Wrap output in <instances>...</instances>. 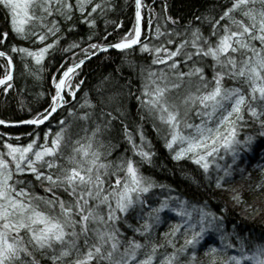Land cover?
I'll return each instance as SVG.
<instances>
[{"label": "snow or ice", "instance_id": "6c2138e0", "mask_svg": "<svg viewBox=\"0 0 264 264\" xmlns=\"http://www.w3.org/2000/svg\"><path fill=\"white\" fill-rule=\"evenodd\" d=\"M257 4L260 6L258 9ZM106 5L111 7V0H103V3L75 0L74 4L72 0H0V9L6 13L11 32L25 40L35 37V43L44 45L35 51L24 47H12L10 51L20 54L22 59L31 58L35 65L41 66L50 50L56 48L63 39L58 35L61 29L56 17L69 22L79 13L81 23L94 27L95 21L91 17ZM89 7L91 11H88ZM143 7L145 5L142 0H135L133 29L120 42L106 46L89 44V48L82 49L85 58L90 59L97 51L107 52L109 47L124 51L139 44L141 53L152 56V65H165V69L159 72L147 70L142 96L137 99L154 120L166 127L165 147L174 152L172 158L176 161L189 159L205 173L209 171L210 158L214 161L221 150L231 154L235 163L240 152L252 151V136H246L243 141L237 138L238 129L249 123L245 119V112L258 125V135L264 137V0H232L219 19L212 23L210 37H203L199 28L192 29L191 40L182 41L174 51L164 43L150 46L142 41ZM164 11L167 12L166 5ZM153 12L149 8V29L153 23ZM222 21L227 23L221 25ZM164 23L176 25L178 21L165 16ZM34 25L45 31L30 30ZM73 30L69 28V31ZM8 35V32H4L0 36V43L6 42ZM180 35L182 33L175 29L162 31L157 24L152 38L159 40L166 36L167 44H173L175 41L172 37ZM50 36L56 39L52 43H45ZM212 36L216 37L215 43L211 42ZM189 44L192 51L185 50ZM78 47L80 45L73 42L63 51L71 52ZM89 49L92 51L89 52ZM180 56H183L182 62L188 67L186 72L180 70L181 61L177 59ZM194 57L211 59V80L207 79L205 69L197 63L188 65ZM0 58L7 61L3 66L5 74L0 78V86H5L7 93L12 87L10 81L13 80L14 62L4 51H0ZM84 63V59L77 62L73 56V63L58 78L52 77L50 104L43 112H37L32 118L17 122V125L0 120V125L6 128L33 126V130L26 133V143L13 144V139L20 141L22 138H5L0 134V142L3 144V150H0V264H39L35 258L37 252L49 259L51 264H154L158 249L164 246L147 239L152 224L145 222L141 228L134 229L138 235L146 238L145 243L129 239L123 252L120 251L124 243L121 239L123 233L118 227L120 215H126L137 204L145 205L143 197L155 184L140 173L132 159L121 158L118 163L105 162L106 154L101 151L105 144L101 137L111 129V121L117 117L107 113L111 119L104 126L96 123L90 134L85 127L83 131L86 135L72 141L71 154L67 156L63 149L68 147V141L71 140V124L64 119L59 120V130L54 133L51 128L47 131L41 128L50 123L59 110L65 108L69 103L68 97L76 99L84 82H74L79 76L78 69ZM128 63L130 67L134 66L133 62ZM61 68H64L63 64ZM25 70L28 71L26 63ZM144 71L142 67V75ZM32 75L40 78L38 73ZM225 79L246 86L247 91L243 86L226 88ZM185 82L189 90L181 104L177 105L169 100V93L182 88ZM193 83L195 92L190 90ZM108 99L111 102L114 98ZM80 107L95 108V105L86 99ZM181 107L184 109L183 117ZM194 108L201 121L199 124H193L188 119ZM69 116L87 123L92 113L86 112L77 117L75 111H69ZM153 128L158 135L161 134L162 129L155 124ZM137 132L139 144L135 142L127 124L124 125L123 134L132 147L133 155L151 164L154 153L145 148L147 143L150 149L151 142L147 141L142 125ZM177 145L178 150L174 147ZM107 154H111V149ZM60 160L64 163H60ZM228 174L225 170V175ZM110 176L116 177L114 183L105 180V177ZM37 184L49 195H37L33 190ZM216 187H223L220 180ZM258 188H264V184L258 185ZM58 190L66 193L70 199L65 200L56 195ZM232 198L237 203L242 202L239 193ZM185 205L186 202H180L179 208L172 209L168 200H165L149 213V219L156 220L160 218L159 213L166 209L175 211L177 216L186 217L170 233L165 234L167 245L174 251L166 254L160 264H177V253L184 254L189 247L195 249L204 239L205 233L213 230L215 214L201 208L199 220L193 224L192 213L186 210ZM182 229L184 244L176 249L174 238ZM169 236L173 239H167ZM149 245L151 248L145 252V258L138 260V253ZM226 247L231 248L232 245ZM217 251L214 246H209L206 255L214 256ZM240 251H243V244ZM195 258L193 253L190 264H194ZM244 261L248 264H264V246L258 245L253 252L243 253L239 257L230 256L222 264H243ZM210 264H216L215 258Z\"/></svg>", "mask_w": 264, "mask_h": 264}, {"label": "trees", "instance_id": "16d2710c", "mask_svg": "<svg viewBox=\"0 0 264 264\" xmlns=\"http://www.w3.org/2000/svg\"><path fill=\"white\" fill-rule=\"evenodd\" d=\"M145 7L142 8V41L150 46H158L164 43L170 50H175L176 46L184 40H191L192 29L199 28L203 37L211 36L212 23L218 20L223 11L230 6L232 0H142ZM74 4V0H72ZM95 3H103V0H95ZM111 7L105 6L103 10H97L91 19L95 21L94 27L81 23L79 13H76L73 20L65 22L62 18L56 17L59 21V36L63 37L59 45L51 49L41 66L35 65L31 58L22 59L20 54H13L12 47H24L30 50H38L44 45L35 43V37L28 40L18 38L11 32L6 13L0 9V36L8 32L6 42L0 43V51H4L11 56L14 62L13 80L10 81L12 87L5 93V86H0V120L7 122H19L32 118L37 112H43L50 104L52 89V77L57 78L65 68L73 63V56L78 62L86 59L82 49L89 48V44L112 45L121 41V39L133 29L135 22V0H111ZM167 6V12L164 6ZM259 4L256 5L258 9ZM149 8L153 9V23L151 29L148 26ZM91 11V7L88 8ZM170 16L178 21L176 25L171 23L165 24L164 17ZM206 17L208 19H206ZM199 18V19H198ZM227 23L222 21L221 25ZM157 24L161 26L162 31H172L175 29L182 33L179 37L173 36V44H167V37H161L156 40L155 29ZM73 31H69V28ZM187 33L185 34V29ZM30 30L43 32L38 26H33ZM110 33V35H109ZM91 36V39L89 37ZM107 37V39H105ZM56 37L50 36L45 43H52ZM216 37H211V42L215 43ZM78 43L80 47L73 49L71 52H64L63 49L71 43ZM192 51L190 44L185 49ZM92 50L89 49V52ZM180 63L181 71H188L184 65L183 56L177 57ZM129 61L133 62V67L129 66ZM152 56L148 53H141L138 44L133 49L122 52L107 51L96 55L85 61L81 69H78L79 76L74 83L83 80V85L72 100L68 97L69 103L65 108L59 110L47 123L41 128L47 131L52 129L53 133L59 130L58 121L66 120L71 124L69 135L71 140L68 141V147L64 148L65 156L71 154L72 141L84 137L83 131L88 128V134L95 127L96 123L102 126L106 125L111 119L107 113H112L117 117L111 121L112 127L104 132L101 137L105 147L101 149L106 155L105 162L111 161L118 163L121 158L135 161L136 167L140 173L154 182L153 187L144 195L145 205L137 204L126 215L121 214L118 227L123 233L121 237L124 243L120 247L123 252L124 246L129 239H134L141 244L145 243V237L138 235L134 229L141 228L145 222L152 224V229L147 237L153 240L157 245H164L158 249L154 264H160L166 254L173 253L174 249L167 245L166 233H170L172 228L181 223L186 217L182 218L175 214V211L166 209L159 213V220L149 219V213L153 208H158L160 204L168 200L172 209L179 208L180 202H186V210L192 213L191 223L196 224L199 220V211L203 208L205 211L215 214L216 220L213 222V230L205 233L204 239L195 249L189 247L184 254L177 253V264H190L192 255L195 253L194 264H210L215 258L216 264H222L230 256H241L243 253H251L258 245L264 246V188H258V185L264 184V137L258 135L260 129L258 125L251 121L245 112V119L249 121L246 126L238 129V139L243 141L246 136L253 137V143L250 146L252 151H242L239 157L233 162L231 154L223 150L213 161L210 158V168L207 173L198 165H195L189 159L176 161L172 158L174 152H170L165 147L164 134L160 135L154 131L153 125H158L147 110L141 106L137 99L142 96L143 85L146 83L147 70L160 71L165 69V65H152ZM197 63L205 69V75L208 80L212 79V61L210 58H195L189 61L188 65ZM6 61L0 58V78L5 74ZM25 63L28 65V71L25 70ZM64 68H61V65ZM145 71L141 74V68ZM42 69V70H41ZM32 73H38L39 79ZM226 88L247 87L234 82L231 79H225ZM189 90V85L185 82L179 90L169 93V100L177 105ZM195 92V83L190 89ZM109 97L114 99L110 102ZM95 105V108H81L77 104H83L85 100ZM103 99V103L101 100ZM119 109V111H118ZM194 108L188 116L193 124H199L200 118L196 116ZM69 111H75L77 117L86 113H92L87 123L69 116ZM184 112L181 107V114ZM103 113V117H102ZM102 117V118H101ZM143 117V119H142ZM127 124L129 131L133 134L135 142L140 143L137 132L139 126H143L144 135L147 141L151 142V148L146 150L154 153L151 164L141 161L139 156H134L132 147L126 140L123 129ZM33 130V127H0V134L5 138L8 136H19L20 141L12 140L13 144L26 143L28 137L26 133ZM43 132H41V136ZM177 150L178 146H174ZM111 149V154L108 151ZM0 150H3V144L0 142ZM64 163L63 160L59 161ZM231 165V168H229ZM225 170L229 172L225 175ZM121 176L124 173H120ZM28 179H32L28 177ZM116 177H105L110 183L115 182ZM223 184L222 188H217V181ZM39 196H48L42 188L37 186L33 189ZM239 193L241 196L240 203L233 200V195ZM62 199L70 198L63 191H57ZM171 198H178L171 199ZM106 211V210H105ZM153 216L155 214L153 213ZM211 219V217H209ZM196 230H199L197 226ZM189 237L191 233H188ZM224 237L223 240L221 237ZM167 239H173L171 236ZM185 235L182 229L175 238V248L180 249L184 244ZM231 244L232 247H226ZM243 244V251H240ZM81 247L83 240L80 241ZM209 246H214L218 251L213 255H206ZM151 245L142 249L138 253V260L145 258V252L150 251ZM59 249H57L58 251ZM51 255V252L48 253ZM39 264H51V261L40 253L35 254ZM30 259V258H26ZM243 264H248L244 261Z\"/></svg>", "mask_w": 264, "mask_h": 264}, {"label": "water", "instance_id": "95a60500", "mask_svg": "<svg viewBox=\"0 0 264 264\" xmlns=\"http://www.w3.org/2000/svg\"><path fill=\"white\" fill-rule=\"evenodd\" d=\"M137 46V45H136ZM135 47V46H134ZM133 47V48H134ZM127 50H129V49H127ZM108 51H117V52H122V51H120V50H117V49H114V48H111V47H109V50ZM99 54H102V52H99V51H97V54L96 55H99ZM96 55H94V56H96ZM94 56H92V57H94ZM91 57V58H92ZM90 58V59H91ZM85 61H87V60H89V59H84ZM6 61V60H5ZM7 62V61H6ZM14 69V68H13ZM62 72V71H61ZM62 74V73H61ZM9 123L10 124H13V125H17V122H10L9 121ZM0 127H4V126H2V125H0ZM20 127H31V126H28V125H18V126H14V128H20ZM9 128V127H8Z\"/></svg>", "mask_w": 264, "mask_h": 264}, {"label": "rangeland", "instance_id": "374dc122", "mask_svg": "<svg viewBox=\"0 0 264 264\" xmlns=\"http://www.w3.org/2000/svg\"><path fill=\"white\" fill-rule=\"evenodd\" d=\"M74 3H75V0H74ZM28 26L26 25V28H27ZM66 69V68H65ZM159 72V71H158ZM79 107H80V105H81V103H78L77 104ZM184 113V112H183ZM183 113L181 114V116L183 117ZM153 119V118H152ZM154 120V119H153ZM154 122H156L157 123V125H158V128H160V129H162V132H163V134L165 135L166 134V131H167V129H166V127L164 126V125H161L160 123H159V121H157V120H154ZM192 123V122H191ZM190 131V130H189ZM178 146V145H177ZM179 147V146H178ZM178 147H177V150H178Z\"/></svg>", "mask_w": 264, "mask_h": 264}, {"label": "bare ground", "instance_id": "6f19581e", "mask_svg": "<svg viewBox=\"0 0 264 264\" xmlns=\"http://www.w3.org/2000/svg\"><path fill=\"white\" fill-rule=\"evenodd\" d=\"M31 127H33V126H31Z\"/></svg>", "mask_w": 264, "mask_h": 264}]
</instances>
